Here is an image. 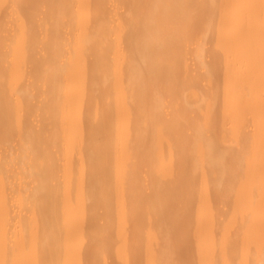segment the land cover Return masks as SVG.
<instances>
[{"label": "bare ground", "instance_id": "1", "mask_svg": "<svg viewBox=\"0 0 264 264\" xmlns=\"http://www.w3.org/2000/svg\"><path fill=\"white\" fill-rule=\"evenodd\" d=\"M0 264H264V0H0Z\"/></svg>", "mask_w": 264, "mask_h": 264}]
</instances>
